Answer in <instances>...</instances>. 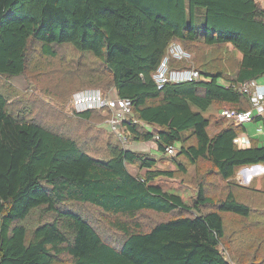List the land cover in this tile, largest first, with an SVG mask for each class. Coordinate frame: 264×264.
<instances>
[{
  "label": "trees",
  "instance_id": "16d2710c",
  "mask_svg": "<svg viewBox=\"0 0 264 264\" xmlns=\"http://www.w3.org/2000/svg\"><path fill=\"white\" fill-rule=\"evenodd\" d=\"M199 41L230 46L233 66L223 61L231 58L227 50L225 58L199 57L202 68L172 60L171 68H195L201 78L158 89L154 74L169 46L177 42L190 51L183 43ZM66 46L91 54L110 75L92 70L83 78L103 82L109 92L132 101L131 118L139 123L125 124L129 140H155L161 153L173 145L172 163L187 173L194 168L202 180L217 177L225 194L213 197L201 182L189 207L181 195L154 183L174 171L158 168L151 155L127 150L113 132L103 137L105 156H99L94 146L86 149L75 136L44 124L32 111L45 105L38 97L31 108L30 99L11 102L9 89L27 94L34 78L55 83L49 88L58 98L67 73H85L82 63L46 71L32 66L30 57L56 59ZM18 75L25 76L27 89L11 82ZM263 76L264 7L256 0H0V264H57L65 257L69 264H264V191L235 180L240 168L264 164V143L239 148L235 140L243 126L204 114L224 107L248 110L250 97L238 85ZM94 114L103 116L99 111L77 115L88 120ZM215 120L219 131L211 135ZM255 120L264 126V116ZM90 126L92 134L101 131ZM201 163L209 169H199ZM129 165L146 172L137 176ZM74 203L98 207L111 218L125 237L122 246L108 243L89 219L68 207ZM37 209L53 220L29 230L23 221ZM178 209L197 213L147 228L139 219L146 210ZM230 215L238 227H228ZM225 239L236 261L222 249Z\"/></svg>",
  "mask_w": 264,
  "mask_h": 264
},
{
  "label": "rangeland",
  "instance_id": "374dc122",
  "mask_svg": "<svg viewBox=\"0 0 264 264\" xmlns=\"http://www.w3.org/2000/svg\"><path fill=\"white\" fill-rule=\"evenodd\" d=\"M257 1H261L264 4V0ZM203 26L204 19L201 16H198L197 27L199 28L200 32H203ZM183 44L188 49H190L189 52L193 55L189 61H186V66L200 67V63L199 65L196 63L199 57L208 59L211 57L222 55L225 58L229 53L231 54V58L223 59V61L226 66L230 64L231 66H233L234 64L235 54L231 52L230 46L208 47L201 41ZM226 50L229 53H227ZM30 60L32 66L37 65V67L39 68L38 70L41 71L50 70L58 66L65 67V69L69 66L73 68L75 67V64L77 66L78 63H82L84 66L83 71L85 73L81 74L80 76L67 75V73L65 75V79L60 83V93L59 96H57L58 98H54V96L52 95L53 91H50L49 88V86L53 85L51 88H53L54 90L55 83H50L46 79L43 82L38 78H34L33 89L27 94L13 91L14 89L12 88L9 89V93L13 96L11 102L26 100L25 103H29L27 99H30V104H28V106L30 107V105L34 104L35 99L37 100L38 97L41 101L44 102L45 105H38V109H33L32 111H34L35 115L41 120L43 118L44 124L53 129L58 128L60 129V132H63L67 135L75 136L83 147H86V149H90V146L92 145L94 146V148L91 149L95 150V152L98 153L99 156H105L104 143L107 137L110 136L109 132H112L109 124L106 123L107 117H105L104 115L101 116L98 114H94L93 116L97 115L96 117H94V119L81 120L79 119L78 115L71 110V100L73 94L78 90L93 87L101 89L102 91L109 92L108 89L104 88L103 82L91 84L89 83V81H91V78H83L88 76L89 74H92V70H96L104 78L108 79L110 75L107 73V71L103 70L100 62L91 54H81L71 46H66V48L64 49L60 48L59 56L56 59H46L44 56L37 54L34 57H30ZM200 68H202V66ZM223 70L228 71V69L226 68ZM262 79H264V77H262ZM11 82L14 85L22 88V90L27 89L29 86L24 75L14 76ZM46 88H48V90L45 91ZM110 93H112L110 97H117L116 90L111 89ZM251 107L252 105H250V108ZM224 108L219 109V112L215 114V119L221 118V112ZM206 116L208 115L206 114ZM252 124L260 126L259 121L253 122ZM252 124L250 123L249 126ZM90 125L101 129V131L95 129L93 132L95 134H92V127ZM144 127H146V125H144ZM74 129H77L80 132L78 136L76 134L73 135ZM151 130L156 131L153 127L151 128ZM210 130L211 132H213L212 129ZM96 134L98 135V137L95 136L96 140H91L90 137ZM103 137H105L106 139ZM189 143H192V141H189L188 144ZM179 146L180 144L177 143L176 147L179 148ZM125 147L127 150H131L133 152L137 151L144 155H151L155 159L159 160V164L157 167L160 169H164L166 171H174L173 177L160 176L155 180L154 183L156 185H160L167 192L181 195L189 207H193L194 205L198 194L199 184H201V182H203V185L206 187L208 191L207 193L213 197L218 198L224 195L226 192L223 190L222 186L219 185L218 179L215 176H212L209 179L202 180L199 175H196V170L194 168H192L189 173L180 170L177 165L171 162L170 158L172 157H168L167 155H165V153H161L158 151V149H156L157 143L154 141L145 142L129 140V142L125 144ZM167 158H169V160L162 162V159ZM202 165L204 169H209L210 167L209 163H201L199 164V169L202 168ZM128 167L129 170L137 176H143L146 172V170L144 169H139L138 166L129 165ZM68 207L74 211H79L87 219H89L95 225V227H97L102 237L108 243L112 244L116 248H120L122 246V243L125 239L124 235L119 230L112 227V225L110 224L111 218H109L107 215H104L98 207L92 206L90 204L77 203L69 204ZM206 210L207 209H205L204 211ZM196 213V210L187 211L182 209H178L169 214L146 210L142 212L139 219L143 223L145 228H147L156 221L166 220L168 218L179 215H191ZM49 220H53L50 213H46V211H44L43 209H37L32 212L25 221H23V224H25L29 228V230H32L39 224ZM236 222L237 220L233 215L226 217V223L229 228L238 227L239 224ZM228 244V239H225L222 243V249L225 251V254L230 260L236 261L238 257H234L231 251L229 252ZM57 264H69V260L67 257H65L62 262H59Z\"/></svg>",
  "mask_w": 264,
  "mask_h": 264
},
{
  "label": "built area",
  "instance_id": "2783aa9c",
  "mask_svg": "<svg viewBox=\"0 0 264 264\" xmlns=\"http://www.w3.org/2000/svg\"><path fill=\"white\" fill-rule=\"evenodd\" d=\"M192 54L187 51L180 43L174 42L168 48V54L162 60V63L156 73L154 80L158 89H162L166 83H186L197 81L201 78L200 72L195 68H171L170 62L189 61ZM241 92L250 97L251 109L239 111L236 109L224 108L221 116L229 122L243 124L245 122L255 121L259 116H264V85L258 80H250L239 84ZM133 103L128 98H113L105 94L98 88H84L76 91L71 100V110L76 114H82L88 111H99L107 116L106 123L109 124L111 131L117 136L120 142L125 145L129 142L125 134V124H137L138 119H132ZM158 136H155V139ZM176 154V148L173 145L167 146L165 155L172 157Z\"/></svg>",
  "mask_w": 264,
  "mask_h": 264
},
{
  "label": "crops",
  "instance_id": "0c3cea01",
  "mask_svg": "<svg viewBox=\"0 0 264 264\" xmlns=\"http://www.w3.org/2000/svg\"><path fill=\"white\" fill-rule=\"evenodd\" d=\"M258 2H261V1H258ZM262 5L264 7L263 3H262ZM260 79H262V77ZM260 79H258V82L261 85H264V79H262V80H260ZM222 83L227 84L223 81H222ZM111 95H112V93L109 92V96H111ZM249 109H251V108H249ZM217 112H219V109H211L204 114H205V116L207 114L208 116H206V117H209L210 115H215ZM253 122H257V121L255 120ZM253 122L250 121V122H245L243 124H240L241 126H243L244 130H242L241 132L238 133V136L235 140L237 147L247 148V147H251L254 143H257L259 145L264 143V126H263V124L260 123V126H258L256 124L253 125L252 124ZM250 123L252 125L249 126ZM211 125L212 126H210L211 127L210 129H212L213 132H211V130H210V134L213 135L215 132H217V130L219 131L220 125H219V123H217L216 120L213 121ZM155 136H154V139H155ZM114 137L117 138L116 135ZM153 141L156 142L155 140H153ZM156 149H158V145H157ZM166 160H169V158L162 159V162H165ZM158 164H159V160H158ZM258 168H260V171H258V172L255 171ZM235 180L239 186H243V187L253 186L255 191H264V164H259L256 166H245V167L240 168L237 172Z\"/></svg>",
  "mask_w": 264,
  "mask_h": 264
},
{
  "label": "bare ground",
  "instance_id": "6f19581e",
  "mask_svg": "<svg viewBox=\"0 0 264 264\" xmlns=\"http://www.w3.org/2000/svg\"><path fill=\"white\" fill-rule=\"evenodd\" d=\"M255 171H257V172H258V171H260V168H258V169H257V170H255Z\"/></svg>",
  "mask_w": 264,
  "mask_h": 264
}]
</instances>
